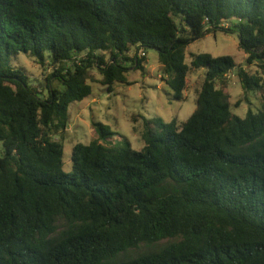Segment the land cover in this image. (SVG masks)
<instances>
[{"label":"trees","instance_id":"trees-1","mask_svg":"<svg viewBox=\"0 0 264 264\" xmlns=\"http://www.w3.org/2000/svg\"><path fill=\"white\" fill-rule=\"evenodd\" d=\"M218 30L237 34L246 65L187 64L188 45ZM148 49L175 100L205 69L193 113L140 115L141 150L96 122L65 171L58 137L91 70L111 92ZM22 53L51 65L46 84L13 64ZM232 70L262 96L244 117L217 86ZM0 143V264H264V0H0Z\"/></svg>","mask_w":264,"mask_h":264},{"label":"rangeland","instance_id":"rangeland-1","mask_svg":"<svg viewBox=\"0 0 264 264\" xmlns=\"http://www.w3.org/2000/svg\"><path fill=\"white\" fill-rule=\"evenodd\" d=\"M210 53L213 56L230 55L237 65H246V53L239 47L236 33H226L221 30L207 33L204 37L191 42L185 51V62L191 63V55ZM145 70L130 69L127 78L130 84L118 82L113 90L99 81L102 76L98 70H91L88 82L92 85V94L82 101H75L69 106V127L63 138L58 137L64 144V170H72L71 152L77 142L89 143L99 137L96 122L109 125L115 132L110 143L123 146L125 138L132 148L141 150L145 141L143 117L148 119L161 116L165 121L176 118L183 122L196 108L197 92L201 88L205 76L204 68L191 69L187 75V86L182 100L170 97L172 91L164 81L158 52L147 50ZM15 66L26 69L34 82L46 84V76L51 72V65H40L29 54L22 53L13 59ZM250 72L259 70L256 65L246 66ZM94 80V81H93ZM217 86L229 94L232 111L244 117L249 109L254 111L262 107V96L258 92L246 93L239 82L236 70L230 71L223 79L217 81ZM240 100L238 106L236 102ZM137 115V116H134ZM134 116V119H133ZM3 146L0 143V155Z\"/></svg>","mask_w":264,"mask_h":264},{"label":"built area","instance_id":"built-area-1","mask_svg":"<svg viewBox=\"0 0 264 264\" xmlns=\"http://www.w3.org/2000/svg\"><path fill=\"white\" fill-rule=\"evenodd\" d=\"M145 53H143V55H144Z\"/></svg>","mask_w":264,"mask_h":264}]
</instances>
